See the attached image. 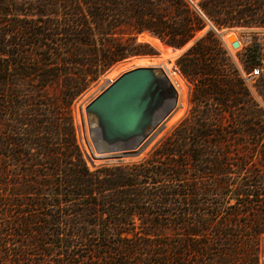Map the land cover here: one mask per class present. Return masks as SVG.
<instances>
[{
	"label": "trees",
	"instance_id": "obj_1",
	"mask_svg": "<svg viewBox=\"0 0 264 264\" xmlns=\"http://www.w3.org/2000/svg\"><path fill=\"white\" fill-rule=\"evenodd\" d=\"M238 5L219 25L264 11L202 7ZM204 26L186 0H0V264H260L264 106L211 30L177 60L192 106L148 157L92 170L76 136L77 100L159 54L142 34L181 49Z\"/></svg>",
	"mask_w": 264,
	"mask_h": 264
},
{
	"label": "water",
	"instance_id": "obj_2",
	"mask_svg": "<svg viewBox=\"0 0 264 264\" xmlns=\"http://www.w3.org/2000/svg\"><path fill=\"white\" fill-rule=\"evenodd\" d=\"M233 45L237 48L239 42ZM157 69L156 66H143L124 72L87 103L88 119H93L100 134V140L94 141L98 152L97 144L103 147L101 154L119 152L115 157L137 154L145 149L149 130L156 125L162 112L164 116L169 113V88Z\"/></svg>",
	"mask_w": 264,
	"mask_h": 264
},
{
	"label": "rangeland",
	"instance_id": "obj_3",
	"mask_svg": "<svg viewBox=\"0 0 264 264\" xmlns=\"http://www.w3.org/2000/svg\"><path fill=\"white\" fill-rule=\"evenodd\" d=\"M28 1L36 2L38 0H28ZM186 1L189 3L190 7L193 8V9L194 8H201L202 10H204V13L206 14L208 19L203 18V21L205 23L204 28L199 30L197 32L196 36L188 44L183 46L185 48L184 49L182 48L183 49L182 54L185 51H187L189 49V47L196 40L204 37L209 30H211L215 35H216V32H217L216 29H218L221 32H225L226 31L225 32V35H226L227 33L230 32V30L231 31L237 30V28H239L241 24H247L249 21H255V20H251V19L249 20L248 19V17H251V16H248V17L245 16L243 18H240L239 14H238V15H235V19L228 18L227 20H228L229 23H227V25H223L222 26V25H219V20H220V18L222 19L224 16L226 17V15H225V11L226 10L225 9H229L232 12H234L235 10H242V8H240V5H238V8H220L219 10L221 11V14L216 13V9L217 8H213V10L211 11V14H208L205 11V9L202 7V4L205 2V0H186ZM233 1L234 0H232V2ZM239 2H242V4H245L246 1H239ZM236 3H235V5H236ZM213 7H215V6H213ZM257 13L260 14V15H256V14L253 13L256 16H255V18H252V17L251 18L258 20L260 25H264V11H261V12L257 11ZM234 14H237V13L234 12ZM145 34H147V33L145 32ZM149 34H152V33L149 32ZM228 39H229L230 42H233L235 40V37L230 34L228 36ZM165 45H167V44H165ZM167 46H169V45H167ZM154 47L158 50L159 54L155 55V56H152V57L158 58V59H164L162 57L163 54H164V51L161 48H158L156 46H154ZM238 50H239V48L235 49V51H238ZM262 53L264 54V51H262ZM181 55L174 56L172 59L167 58L166 60H167L168 63H171L173 65V68H174L175 72L177 73V75L182 79V81L186 85L185 105H184V107L183 106L180 107V109H181L180 116L173 123L167 125L166 126L167 128L163 127L157 134H155V130H157L161 126H160V122L158 120H156L157 121V125H155L154 127H152L149 130V135H148V137L146 139V141H147L150 138V141H149V143H147L145 145V147H144L145 149H143L142 152H140V153H137V154L130 153L129 155H127L125 157H120L119 156V157H113V158H111V157L110 158L109 157H107V158H102V157L95 158L96 156L93 153L94 151L97 150L96 145L94 144L95 140L91 138L92 131L90 130V128H89L88 134L85 133V129H84V125H83L84 123L81 121L82 118L80 119L79 109H80V106H81L82 103H86V105H87V103L90 100H92L94 97H96L98 94H100V92L103 89H105L109 84H111L113 81H115L124 72H127V71L132 70V69L137 68V67L155 66V65H140V64H137L136 62H134L132 60L133 58L132 59L129 58V59H126L124 61H121V62L117 63L110 71H108L106 74H104L100 78L98 83L93 85L92 89L88 93H86L84 96H82L79 100H77L75 102V104L73 105V119H74V124H75V129H76V136H77L78 143H79V145L81 146V148H82V150L84 152L85 159H86L87 164L90 167V169L93 170V169H95V168H97L99 166H102V165L126 164V163H134V162H138V161L143 160L144 158H146V157H148L150 155V153L154 150V148H156L172 132L174 127L177 124H179V122L188 114L189 109L192 106L191 101H190V95H191V92H192V89H193L194 85L182 73L180 67L177 64V60H178V58ZM246 58H247L246 55H239L238 54V59H239L241 65L247 71L246 65L244 63ZM114 72H116V73L113 74ZM259 82L260 81H258V80L256 82L253 81L251 83L250 88H251L252 94L255 97V99L264 106V96L262 95V92H261L262 88L260 87V83ZM163 83L165 84L164 81H163ZM168 96H169L168 99L172 100V97L170 96V92H169ZM167 107L169 108L170 106L167 105ZM173 110H174V108L169 110V113L166 115V118H167L168 115L171 114V112ZM164 113L165 112H162L161 113L162 115H160V116H163ZM166 121H164V122H166ZM248 217L249 216L247 214V216H246L247 220H249ZM85 253H86V255H88L87 252H85ZM82 254H84V253H82ZM259 258H260V264H264V234L261 235V239H260ZM93 259L94 260H89L88 259L87 261H84V264H99L97 259H95V258H93Z\"/></svg>",
	"mask_w": 264,
	"mask_h": 264
},
{
	"label": "bare ground",
	"instance_id": "obj_4",
	"mask_svg": "<svg viewBox=\"0 0 264 264\" xmlns=\"http://www.w3.org/2000/svg\"><path fill=\"white\" fill-rule=\"evenodd\" d=\"M140 39L148 41L151 44H153L154 46L161 48L164 51V54L162 56L164 59H158V58H154L152 56H150V57H143L142 56V58H141V56L140 57H132L133 59L131 58L134 62H136L137 64H140V65H155L158 68L156 71L157 74L160 76V78L165 82V84L169 88V92H170V96L172 97V100L171 99L167 100V105L170 106L169 108L168 107L167 108H168V110H171L172 108H174V110L171 112L170 115L167 116V118H166V115L159 117L158 121L160 122L161 127L158 126L159 128L157 130H155V134H157L163 127L167 128L166 127L167 125L173 123L180 116V113H181L180 107L181 106L184 107V105H185L186 85L184 84L182 79L175 72L173 65L171 63H168L166 60L167 58L172 59L174 56L181 55L182 51L185 47H183V49L182 48L180 49V48H173L171 46H167L161 41L160 38H158L157 36H155L153 34H149V33L142 34L140 36ZM116 72H114L113 74H115ZM85 107H86V103H82L80 106V109H79V115H80V119L82 118L81 121L84 123L83 125H84V129H85V133L88 134L89 128H90V130L92 131L91 138L98 142L100 140L99 131L96 127H94L93 119H88V116H87L86 111H85ZM164 121H166V122H164ZM156 125H157V123H156ZM149 141H150V138L147 140V142L145 144L149 143ZM97 147L99 148V152H98V150H96L93 153L96 157L98 156V158H100V157H102V158H106V157L113 158V157L119 155V152L101 154L100 152L103 151L102 150L103 147L101 145H98V144H97Z\"/></svg>",
	"mask_w": 264,
	"mask_h": 264
},
{
	"label": "built area",
	"instance_id": "obj_5",
	"mask_svg": "<svg viewBox=\"0 0 264 264\" xmlns=\"http://www.w3.org/2000/svg\"><path fill=\"white\" fill-rule=\"evenodd\" d=\"M194 9L202 19H208L206 14L204 13V10H202L201 8ZM255 14L260 15L257 13V11ZM248 19L255 21H249L247 24H241L240 27L237 28V30H230V32L226 35V31L221 32L215 27L214 28L217 31L216 37L219 39L221 45L224 47L235 65L240 69L246 84L250 87L253 81L256 82L257 80H264V54L262 53V51H264V25H260L258 20L252 19L251 17H248ZM230 34L235 37V40L233 42H230L228 39V36ZM235 41L239 42V46L237 47L239 48L238 51H235L236 48L233 45ZM256 46H258L257 56L256 59L252 61L251 59H248V56L249 54L254 52V48ZM238 54L246 55L247 58L244 63L246 66H252L250 71L247 72L243 68L238 59Z\"/></svg>",
	"mask_w": 264,
	"mask_h": 264
}]
</instances>
